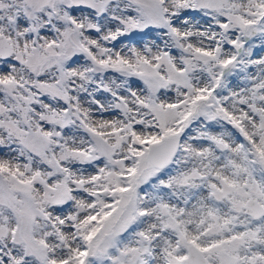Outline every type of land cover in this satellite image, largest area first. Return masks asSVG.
I'll list each match as a JSON object with an SVG mask.
<instances>
[{
  "label": "snow or ice",
  "instance_id": "6c2138e0",
  "mask_svg": "<svg viewBox=\"0 0 264 264\" xmlns=\"http://www.w3.org/2000/svg\"><path fill=\"white\" fill-rule=\"evenodd\" d=\"M0 264H264V0H0Z\"/></svg>",
  "mask_w": 264,
  "mask_h": 264
}]
</instances>
